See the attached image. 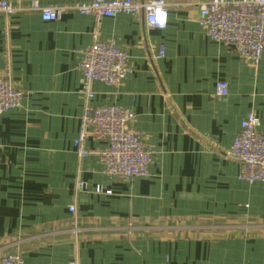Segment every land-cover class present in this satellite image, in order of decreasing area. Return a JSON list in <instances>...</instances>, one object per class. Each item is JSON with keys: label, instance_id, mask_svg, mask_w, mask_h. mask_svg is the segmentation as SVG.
Here are the masks:
<instances>
[{"label": "crops", "instance_id": "0c3cea01", "mask_svg": "<svg viewBox=\"0 0 264 264\" xmlns=\"http://www.w3.org/2000/svg\"><path fill=\"white\" fill-rule=\"evenodd\" d=\"M7 1L18 10L0 11V75L25 95L0 116V256L19 251L22 264H264V182L239 180L240 163L227 155L249 113L264 132V56L255 64L208 38L199 0H165L163 29L146 26L142 14L96 18L68 8L90 0ZM32 1L67 9L47 21L28 9ZM95 40L124 48L131 72L114 85L92 81L87 101L80 50ZM219 80L227 96L217 95ZM87 103L134 112L131 128L152 152L147 175H107L104 140L88 137L91 154L78 155Z\"/></svg>", "mask_w": 264, "mask_h": 264}, {"label": "built area", "instance_id": "2783aa9c", "mask_svg": "<svg viewBox=\"0 0 264 264\" xmlns=\"http://www.w3.org/2000/svg\"><path fill=\"white\" fill-rule=\"evenodd\" d=\"M199 24L205 34L216 42L231 44L238 55L255 64L264 56V0H199ZM82 15L96 18L114 17L121 13L142 14L145 24L151 28L163 29L168 23V4L165 0H90L77 2L68 7ZM31 11H39L47 21L58 20L65 7H43L32 1ZM18 7L7 1H0V11L12 15ZM164 55L161 48L159 56ZM79 68L83 75V89L87 101L94 97L91 82L98 80L109 85L116 84L131 72L128 53L116 41L95 40L80 50ZM218 96L229 93L226 80L216 85ZM25 92L18 88L7 76L0 75V116L8 110L21 106ZM135 114L120 104L92 106L85 105L80 118V129L74 140V147L80 157H88L91 151L86 146L88 137L106 141V148L100 152L104 171L109 176L133 178L148 174L152 152L143 143L140 134L131 128ZM260 119L251 112L241 121L228 157L240 163L238 179L248 182H264V132L259 129ZM84 182H78V190ZM101 191V188H97ZM110 192V191H109ZM108 192V193H109ZM75 211L73 205L69 207ZM73 231H83L74 227ZM19 251L0 256V264H22ZM69 264H81L77 259Z\"/></svg>", "mask_w": 264, "mask_h": 264}]
</instances>
